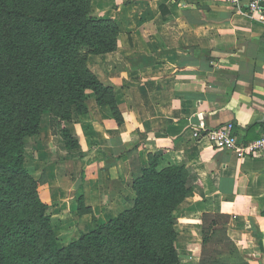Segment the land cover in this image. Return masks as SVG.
Returning a JSON list of instances; mask_svg holds the SVG:
<instances>
[{"label":"crops","instance_id":"obj_1","mask_svg":"<svg viewBox=\"0 0 264 264\" xmlns=\"http://www.w3.org/2000/svg\"><path fill=\"white\" fill-rule=\"evenodd\" d=\"M91 16L119 28L117 48L92 56V73L113 87L123 123L86 92L88 113L63 123L74 148L43 131L24 141L25 166L42 178L59 244L66 246L130 209L135 197L126 152L140 166L184 165L197 178L173 212L179 264H199L203 229L219 216L248 264H264V154L238 158L192 137L234 125L239 143L258 139L264 122V12L247 0H91ZM45 135V136H44ZM28 144V146H27ZM82 198L90 214H77ZM95 219V221H93Z\"/></svg>","mask_w":264,"mask_h":264},{"label":"trees","instance_id":"obj_2","mask_svg":"<svg viewBox=\"0 0 264 264\" xmlns=\"http://www.w3.org/2000/svg\"><path fill=\"white\" fill-rule=\"evenodd\" d=\"M91 0H0V264H179L173 212L192 197L197 178L184 165L146 166L130 159L131 207L66 246L59 244L51 208L40 199L42 178L25 167L24 141L40 133L50 114V130L74 148L60 129L73 115H86V92L123 123L113 87L88 68L89 55L117 48L118 26L95 19ZM88 50L87 55L81 52ZM77 199V214H90ZM95 221V219H93ZM219 216L203 229L199 264H248L225 236Z\"/></svg>","mask_w":264,"mask_h":264},{"label":"built area","instance_id":"obj_3","mask_svg":"<svg viewBox=\"0 0 264 264\" xmlns=\"http://www.w3.org/2000/svg\"><path fill=\"white\" fill-rule=\"evenodd\" d=\"M247 9L249 13L259 15V19L263 20L264 0H247ZM192 137L197 140L204 139L213 149L235 154L238 158L259 157L264 154V122L258 139L248 143H239L232 123L207 130L204 123L199 121L193 126Z\"/></svg>","mask_w":264,"mask_h":264},{"label":"rangeland","instance_id":"obj_4","mask_svg":"<svg viewBox=\"0 0 264 264\" xmlns=\"http://www.w3.org/2000/svg\"><path fill=\"white\" fill-rule=\"evenodd\" d=\"M87 52H88V50H83L81 53L84 55H87ZM93 55H89L88 56V59L90 60V58L92 57ZM91 59H93V58H91ZM87 65H88V68L90 69V71H92V69H91V64H89V61L87 62ZM42 119H43V131L45 130H49L50 129V114H48V113H45V114H43V116H42ZM62 129V128H61ZM51 131V130H50ZM52 133V132H51ZM45 136V135H44ZM27 146H28V144H27ZM26 167V166H25ZM27 169V168H26ZM31 171H33V170H29V173H31ZM129 206H131V204H129Z\"/></svg>","mask_w":264,"mask_h":264}]
</instances>
